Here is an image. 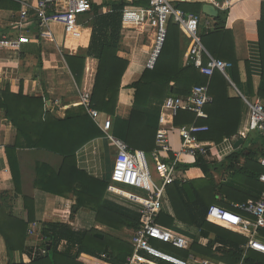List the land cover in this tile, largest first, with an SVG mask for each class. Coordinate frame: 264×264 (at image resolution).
Returning a JSON list of instances; mask_svg holds the SVG:
<instances>
[{"label": "trees", "instance_id": "1", "mask_svg": "<svg viewBox=\"0 0 264 264\" xmlns=\"http://www.w3.org/2000/svg\"><path fill=\"white\" fill-rule=\"evenodd\" d=\"M148 4L149 0H134L131 3L119 0L109 5L110 11L107 13H102L101 6L91 4V10L87 12L92 27L90 45L85 53L70 57L69 66L80 84L85 57L98 60V70L91 90L92 106L111 117L112 132L116 137L124 140L133 150L151 154L156 148L161 106L165 99L170 95L188 97L195 86L206 84L213 97V101L206 107L207 118H196L193 112L179 110L174 119L175 126L194 122L207 125L209 130L198 136L199 145L206 148L218 146L226 139L237 136L246 108L242 97L231 92L233 86L221 72L216 71L209 78L194 64L181 61V29L173 18L169 21L167 41L155 69H145L139 80L129 85V88L135 90L129 115L124 118L117 115L123 77L130 64L128 58L120 55L123 12L129 6L147 7ZM203 4L202 1L173 2L175 8L201 15ZM20 7V4L13 1L12 8ZM226 18L227 11L219 10L218 16L211 19L212 26L205 28L201 37L211 55L232 64L228 75L240 88V60L233 32L225 27ZM258 30L263 69L261 82L256 93L249 74L247 83L251 95L256 94L264 102V0ZM0 108L17 130L15 144L6 147L16 194L5 191L0 196V235L10 253L25 248L27 227L35 216L33 200L29 197H25L28 219L22 220L13 215V202L21 193L17 155L19 149L45 150L62 157L58 168L46 162H38L34 185L54 195L73 194L76 198L72 208L73 219L80 209H90L96 213L97 222L111 229L135 231L139 228L140 213L135 204L131 203V207L110 198L111 176L110 180L95 178L78 167V150L104 135L84 106H72L61 117L51 106L45 110L43 97L25 95L22 91L13 93L7 88L0 97ZM261 157H264V133L251 131L245 145L223 160L198 155L192 164L184 165L186 169L200 168L203 177L177 179L169 184L167 204L159 213L156 223L165 232L186 238L190 242V249H177L171 241H154L153 244L158 243L163 250L183 258L192 252L200 258L222 264H264L263 253L252 249L245 251L244 246L248 242L246 236L207 219L209 207L213 204L234 209L235 203L258 198L264 189V184L259 180L260 174L264 172L259 162ZM216 172L222 175V179L216 178ZM246 187L254 193L244 191ZM113 192L127 200L140 201L130 192L118 189H113ZM259 236L264 241V228L259 229ZM40 237L38 248L45 249L48 255L46 253L32 258L28 263L11 264H88L82 254L95 258L99 264H125L134 251L132 243L122 236L96 228H76L71 223L60 221L44 222L40 227ZM200 237L207 238L208 243L202 244ZM149 261L147 264H172L157 258H150Z\"/></svg>", "mask_w": 264, "mask_h": 264}, {"label": "crops", "instance_id": "2", "mask_svg": "<svg viewBox=\"0 0 264 264\" xmlns=\"http://www.w3.org/2000/svg\"><path fill=\"white\" fill-rule=\"evenodd\" d=\"M13 1L20 4L19 9L12 8ZM38 0H0V37L7 35L18 37L21 33L25 35V42L19 51H0V97L5 89H10L13 93L22 91L25 95L41 96L48 106L57 110L58 116H64L65 111L75 105H81V94L89 92L93 88L95 77L98 70V60L92 57H85L81 83L78 84L69 66V58L75 57L79 53H85L89 47L92 27L91 19L86 13L77 15L73 23L69 26L61 23H51L49 28L40 29L34 19L30 24L21 29L19 25V13L23 5L35 4ZM66 0H58L65 2ZM91 4L101 6L102 13L110 11L109 5L119 0H90ZM129 3L134 0H126ZM175 1H202L204 3H213L214 0H171ZM221 3L218 10L227 11L225 27L233 32L235 39V49L240 60V70L242 84L240 88L234 83L233 92L249 98L257 97L250 93L247 83L248 74L251 76L254 93L257 92L262 75V60L259 43L258 23L261 18V6L263 0H215ZM220 5V4H218ZM223 5V7H222ZM132 7V6H129ZM128 8V7H127ZM203 16V21L211 20V17ZM212 22V20H211ZM206 27L201 28V33ZM181 29V61L189 63V54L192 46V40L188 34ZM123 40L121 44L120 55L128 58L130 64L126 71L122 89L120 91L117 115L127 117L132 109L134 101V88L129 85L139 80L146 69V61L151 51L153 33L152 29L140 26L138 28L123 26ZM211 54V53H210ZM79 56V55H78ZM83 56V55H81ZM76 68H79L74 63ZM242 97V96H241ZM58 102V106H56ZM102 114L101 118L104 117ZM109 116V115H107ZM163 116L164 121H161ZM174 113L166 112L161 108L160 127L173 128L170 133V145L173 151L180 150L181 136L176 130L178 127L174 124ZM248 122V109L244 108L243 120L239 134L232 139H226L217 146L221 157L215 159L223 160L227 155L240 149L245 145V140L251 131L247 132L246 138L240 137V133L246 131ZM17 130L7 120L4 110L0 108V196L2 192L8 191L16 194L15 182L10 170L6 147L13 146L16 142ZM242 138L244 143L235 148V142ZM112 143L101 137H97L83 145L77 152L78 167L89 175L107 179V169L109 158L115 161L116 152ZM152 154V153H151ZM151 154H146L151 159ZM19 167L21 172V193L13 202V215L16 218L27 220L28 209L25 205V197L33 200L35 209L34 220L29 222L27 227V239L24 249H18L10 253L5 242L0 235V264L28 263L32 260V253L35 247L40 244V227L44 222L60 221L71 223L76 228L91 229L96 228L106 233L122 236L126 230H115L109 226L96 221V213L90 209H80L71 217L72 208L76 204V198L73 194L59 196L50 194L35 187L36 164L46 162L51 166L58 168L62 162V157L45 150L38 149H19L17 151ZM196 158L188 155H182V162L179 166V179L189 180L203 177V171L200 168L186 169L184 165L192 164ZM114 161L110 160L113 167ZM217 173V172H216ZM227 181V180H225ZM125 191L120 188H114ZM244 191L253 194L251 188H244ZM127 192V191H125ZM129 193V192H128ZM109 196L112 200L128 205L127 199L115 195L109 188ZM261 193L258 195L260 198ZM257 199H250L253 201ZM131 203V202H130ZM1 205V197H0ZM32 206V205H31ZM129 206V205H128ZM169 208V206H168ZM82 210L92 213L90 226H83L85 217H81ZM170 210V208H169ZM251 222L250 219H246ZM252 224L236 223L230 225H221L229 230L246 236L248 239L251 234ZM33 229L32 235L29 230ZM133 233V231L131 232ZM132 236V235H131ZM131 242V239H129ZM202 244H207L208 239L200 237ZM87 263L96 261L95 258L82 254Z\"/></svg>", "mask_w": 264, "mask_h": 264}, {"label": "built area", "instance_id": "3", "mask_svg": "<svg viewBox=\"0 0 264 264\" xmlns=\"http://www.w3.org/2000/svg\"><path fill=\"white\" fill-rule=\"evenodd\" d=\"M221 7V3L213 1ZM220 4V5H218ZM223 7V5H222ZM91 10L90 0H38L35 4H25L19 13V25L23 29L34 19L40 29L49 28L51 23L71 25L77 15ZM184 30L192 40L189 54V62L194 64L200 72L211 78L216 71L221 72L231 82L228 70L232 64L226 60L211 55L203 44L201 28H210L211 20L203 21V16L196 13H186L184 10L175 8L171 0H149L147 7H128L122 16V26L138 28L140 26L152 29L153 39L151 51L146 61V69L154 70L162 54L168 37V24L171 19ZM25 35L18 37L1 36L0 51H19L25 42ZM207 59L205 60V58ZM245 107L248 109V122L246 131L240 133V137L246 138L248 131L264 133V102L259 97L249 98L242 95ZM213 101L209 85L195 86L188 97L168 96L162 108L176 115L179 110L193 112L196 118H207L206 107ZM56 102V106H58ZM80 104L85 107L87 113L102 130L103 138L113 144L116 157L111 173L112 184L109 186L113 192L119 188L117 184L133 186L144 191L145 195L131 193L136 199L128 200L135 204L140 213L139 228L133 231L131 243L134 247L133 253L127 258L125 264H147L150 258H157L172 264H222L209 259L200 258L194 253H188L186 258L177 256L165 250L155 247L154 241H171L173 246L180 250L188 251L190 242L181 236L172 235L157 226L156 219L167 204V187L179 179V166L182 155L193 158L204 156L208 159L221 157L217 146L206 148L198 143V136L209 130L207 125L196 122L178 127L176 130L181 136L180 150L173 151L170 145L169 129L160 127L156 137V148L151 154V159L144 151L133 150L124 140L111 133L112 120L110 116L104 115L91 104V93L81 94ZM49 106L45 102V110ZM161 121H164L163 116ZM264 167V157L259 160ZM259 180L264 184V172L260 174ZM114 193V192H113ZM119 196L118 194L114 193ZM121 197V196H120ZM234 209H226L217 204L209 207L208 221L218 225L230 224H252V230L245 251L252 249L264 254V241L259 236V229L264 228V189L260 198L245 203H235ZM246 219L252 221L249 222ZM33 229L29 230L32 235ZM43 248L35 247L32 258L46 254ZM246 254V253H245ZM239 264H244L240 262Z\"/></svg>", "mask_w": 264, "mask_h": 264}, {"label": "rangeland", "instance_id": "4", "mask_svg": "<svg viewBox=\"0 0 264 264\" xmlns=\"http://www.w3.org/2000/svg\"><path fill=\"white\" fill-rule=\"evenodd\" d=\"M161 108H162V106H161ZM166 112H169V111H166ZM111 133L114 135V133L112 131H111ZM114 151L116 152V150H113V152ZM110 160L114 161V159L113 158H109V164H108L107 175H106V177H108V179L110 178L111 173H112V169H113V167L110 165ZM216 178L220 180V179H222V175L220 173H216ZM117 186L120 189H123V190H125L127 192H130V193H135V194H138V195H145L143 190H141L139 188H135L133 186L125 185V184H122V183L117 184ZM126 203H128V205H131V207H133V205L130 202H126ZM91 215H92V213H90V211L82 210L81 217H85V220H83V226H85V227L86 226H90L89 224H90V221H91L90 220L91 219ZM131 232H132L131 230H126L125 233L123 234V237L126 238L127 240L131 239V235H132ZM155 247L160 248V249L163 250V248L161 246H159L158 243L155 245ZM89 261H90L89 262L90 264H99V262H97V261L94 262V260H93V262H91V260H89Z\"/></svg>", "mask_w": 264, "mask_h": 264}, {"label": "water", "instance_id": "5", "mask_svg": "<svg viewBox=\"0 0 264 264\" xmlns=\"http://www.w3.org/2000/svg\"><path fill=\"white\" fill-rule=\"evenodd\" d=\"M202 13L208 17H211V18H215L218 16L219 14V10L217 9V7L212 4V3H204L203 6H202ZM244 143V140L242 138L238 139L236 142H235V145L234 147L235 148H239L240 145H242ZM98 236L100 237H103L102 234H99ZM49 249V247H48ZM49 253L47 252V255Z\"/></svg>", "mask_w": 264, "mask_h": 264}]
</instances>
